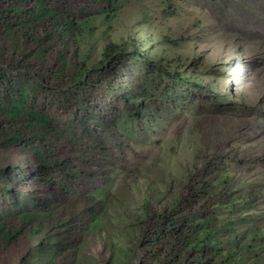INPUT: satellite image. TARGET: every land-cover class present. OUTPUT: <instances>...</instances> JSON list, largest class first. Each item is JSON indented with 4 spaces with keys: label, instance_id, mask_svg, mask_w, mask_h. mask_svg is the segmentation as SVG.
Returning <instances> with one entry per match:
<instances>
[{
    "label": "rangeland",
    "instance_id": "374dc122",
    "mask_svg": "<svg viewBox=\"0 0 264 264\" xmlns=\"http://www.w3.org/2000/svg\"><path fill=\"white\" fill-rule=\"evenodd\" d=\"M62 1L70 14L77 11L73 0ZM117 4L111 16L92 13L97 30L85 32L78 51L76 41L66 46L67 71L74 74L63 79L65 91L80 98L78 107L69 111L63 90H45L32 73L10 76L27 105L74 141L58 147L79 178L57 176L79 191L67 219L88 225L73 264H143L139 242L150 208L171 206L186 185L200 190L204 181L209 220L193 243L218 253V264H264V0ZM107 40L149 57L115 55L117 66L102 65ZM58 56L49 53L39 67L59 64ZM80 71L93 84L77 80ZM28 178L27 168L0 175V186L9 190H0V214L48 207L51 187ZM83 202L96 206L91 220ZM181 219L202 218L186 213ZM56 228L49 225L36 237L26 232L17 247L0 252V264L21 256L41 263L50 249L66 251L65 244H38L52 241Z\"/></svg>",
    "mask_w": 264,
    "mask_h": 264
},
{
    "label": "trees",
    "instance_id": "16d2710c",
    "mask_svg": "<svg viewBox=\"0 0 264 264\" xmlns=\"http://www.w3.org/2000/svg\"><path fill=\"white\" fill-rule=\"evenodd\" d=\"M62 2L0 0V175H4L9 168H27L29 178L26 182L44 188L50 186L48 191L53 198L43 210H19L12 214H1L0 251L8 246L17 247L18 240L26 232H29L28 236H39L49 225L57 226L54 232L56 236L49 242L38 240V244L61 243L66 246V251L50 249L42 255L45 261L41 263L21 256L15 264H24L26 261H31L29 264H73L77 254L76 246L82 239L84 230L88 228V225L79 228L67 219L66 211L78 204L79 200L75 198L79 191L76 186L57 177L62 174L70 180L79 178L76 166L63 156L58 147L60 143L74 141L52 126L42 113L29 107L22 88L14 86L10 79L11 75L18 73H32L37 84L45 90L50 89L56 93L58 89L63 90L60 97L69 111L82 103L80 98L72 97L65 91L66 80L63 79H69L74 74L67 71L63 56L66 46L76 41L78 51L79 40L88 38L85 32L88 31V36H94L97 30L96 25H90L89 17L92 13L105 11L106 16H111L118 4L117 0H73L77 11L70 14ZM88 24L90 26L86 29ZM131 48L124 41L115 43L107 40L100 64L110 65L111 68L117 66L115 55L119 58L138 54L149 57L137 47ZM49 53L59 55L60 63L39 67L38 60L44 61ZM78 68L83 70V65ZM93 69L95 66L91 68ZM171 75L181 82L200 87L190 77ZM85 76L80 71L77 80L86 79L87 83L93 84V77ZM3 85L6 87L1 89ZM209 186L206 181L202 183L203 188L200 190L186 185L178 202L162 206L158 211L149 207L150 219L142 221L139 242L143 264H218V253L213 250L203 252L200 243L192 241L194 234L209 220L208 209L202 204ZM5 190L9 191L7 187ZM82 207L86 210V218L91 220L96 212L95 204L83 202ZM186 213L202 219L192 223L182 220L181 217ZM56 238L60 241H56Z\"/></svg>",
    "mask_w": 264,
    "mask_h": 264
},
{
    "label": "clouds",
    "instance_id": "9594fccd",
    "mask_svg": "<svg viewBox=\"0 0 264 264\" xmlns=\"http://www.w3.org/2000/svg\"><path fill=\"white\" fill-rule=\"evenodd\" d=\"M0 190H1V191H4V190H5V187H1V186H0ZM19 210H23V209H19ZM19 210H17V211H19ZM17 211H16V212H17ZM26 211H28V210H26ZM14 213H15V212H14ZM11 214H12V213H11ZM0 215H1V214H0ZM8 247H11V246H8ZM8 247H7V248H8ZM3 250H6V249H3ZM3 250H1L0 252H2Z\"/></svg>",
    "mask_w": 264,
    "mask_h": 264
}]
</instances>
